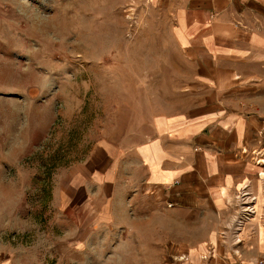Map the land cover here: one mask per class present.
Listing matches in <instances>:
<instances>
[{"label": "rangeland", "instance_id": "374dc122", "mask_svg": "<svg viewBox=\"0 0 264 264\" xmlns=\"http://www.w3.org/2000/svg\"><path fill=\"white\" fill-rule=\"evenodd\" d=\"M170 22L152 0H0V259L125 264L91 227L102 198L77 179L113 138L143 133L178 69L182 88L191 67ZM181 94L179 109L193 104Z\"/></svg>", "mask_w": 264, "mask_h": 264}, {"label": "crops", "instance_id": "0c3cea01", "mask_svg": "<svg viewBox=\"0 0 264 264\" xmlns=\"http://www.w3.org/2000/svg\"><path fill=\"white\" fill-rule=\"evenodd\" d=\"M152 4L169 15L191 70L182 88L178 69L171 93L159 91L167 95L147 107L142 134L113 138L106 164L77 179L103 200L91 227L115 239L125 264H264V0ZM179 89L193 100L185 109ZM245 187L255 213L236 241Z\"/></svg>", "mask_w": 264, "mask_h": 264}, {"label": "built area", "instance_id": "2783aa9c", "mask_svg": "<svg viewBox=\"0 0 264 264\" xmlns=\"http://www.w3.org/2000/svg\"><path fill=\"white\" fill-rule=\"evenodd\" d=\"M245 187L241 196L245 198L244 203L241 205V209L237 214L235 221L233 222L235 233H236V241H239L240 238L238 237L237 233L241 230L248 220L254 215L255 213V200L256 196L253 195L251 192L248 191Z\"/></svg>", "mask_w": 264, "mask_h": 264}]
</instances>
